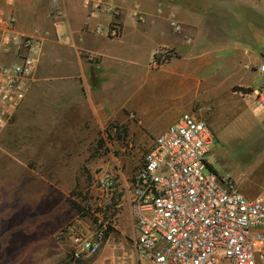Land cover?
Listing matches in <instances>:
<instances>
[{
  "label": "crops",
  "instance_id": "1",
  "mask_svg": "<svg viewBox=\"0 0 264 264\" xmlns=\"http://www.w3.org/2000/svg\"><path fill=\"white\" fill-rule=\"evenodd\" d=\"M262 1L0 0V13L14 19L19 36L41 39L37 68L14 121L16 125L32 124L49 134L42 150L48 156L47 164L43 152L35 151L30 153L36 160L34 170H21L15 198L19 202L9 210L16 219L12 230L19 236L16 242L5 239V250L29 243L36 253L77 219L78 212L68 202L67 193L75 186L81 165L89 159V147L99 130L123 128L138 138L146 132L157 137L185 114L170 96L176 79L192 80L202 91L215 86L214 78L220 72L224 87L233 84L253 91L248 99H241L242 105L235 109L237 114L228 126L229 150L223 154L226 163L217 166L208 156V164L219 176L230 177L245 198L264 199V109L257 97L264 83L260 88L245 83L243 78L250 73L242 69L248 60L252 72L257 71L256 52H264V36L256 44L242 45L239 38H232L230 33L236 28L230 23L235 22L228 19L236 17L235 24L244 23L245 30L261 29ZM96 5L99 8L95 9ZM113 23L120 28L116 37L108 35ZM242 29L237 27V31ZM161 49L173 56L153 71L151 62ZM15 61L14 48L5 52L0 47V62ZM165 67L168 71H162ZM207 71L208 76L199 75ZM231 77L234 80L230 81ZM65 143H69V151L56 146ZM121 188L124 191L116 206L123 207L119 221L128 231L119 233L117 251L125 264H151L137 251L129 183L123 182ZM262 234L264 228L253 229L251 240L254 250L264 255V240L258 237ZM106 243L96 264H103Z\"/></svg>",
  "mask_w": 264,
  "mask_h": 264
},
{
  "label": "built area",
  "instance_id": "2",
  "mask_svg": "<svg viewBox=\"0 0 264 264\" xmlns=\"http://www.w3.org/2000/svg\"><path fill=\"white\" fill-rule=\"evenodd\" d=\"M171 25L180 30L177 23ZM119 33L118 23H113L108 35ZM0 47L5 52L11 48L16 51L14 63L0 62L1 137L25 101L41 39L19 36L14 19L0 13ZM156 53L171 54L165 49ZM258 71L264 73V65ZM257 95L264 109V86ZM213 142L209 125L185 113L152 141L141 167L130 179L128 201L136 247L139 256L151 264H264L263 253L254 250L251 240L253 229L264 228V199L245 198L230 177L219 176L210 168L203 173ZM12 164L18 167L22 162ZM4 171L0 166V205L9 202L8 194L15 187ZM104 186L106 192L115 190L112 181ZM3 218L0 213V220ZM109 221H98L94 229L79 221V225L68 224L56 239L70 243L69 259L91 257L101 249ZM258 237L264 240V234Z\"/></svg>",
  "mask_w": 264,
  "mask_h": 264
},
{
  "label": "rangeland",
  "instance_id": "3",
  "mask_svg": "<svg viewBox=\"0 0 264 264\" xmlns=\"http://www.w3.org/2000/svg\"><path fill=\"white\" fill-rule=\"evenodd\" d=\"M262 3L264 4V1H262ZM218 18L222 19L220 15ZM224 18H226V16H224ZM235 18L231 17V19H228L236 23ZM243 21L244 20H242V22ZM235 23H230V26L236 28L234 32L230 34H232V38L235 36L239 38L238 42L242 45L256 44L259 42V38L264 36V25H262L263 27H261V29H257L255 26L253 29L245 30L246 26L244 23H242V25H236ZM239 26L243 28L242 31H237V27ZM256 54L259 58L256 72H252L254 71L250 68L252 63L248 60L242 63V69L250 73L248 78H243V81L245 83L251 82L254 84L255 88H260L264 83V73H259L258 68L261 64L264 65V52L261 53L262 55H259L257 52ZM152 63L153 61L151 65ZM246 64L249 68L245 70L244 65ZM159 66L155 68L151 67L155 69L153 71H156ZM146 70V65H144L143 71ZM162 71H168V67L163 68ZM199 75L201 77L208 76L209 72H202ZM232 78L235 77H231L230 81L234 80ZM214 79L213 82L215 86L212 88H203L202 91H199V87L196 86L195 82L192 80L184 82L176 79L174 82L177 84L172 87L173 93H171L170 96L172 102L183 108L185 113L192 115L197 114V117H194L204 120L209 125L214 137V142L210 147L206 160L208 163V156H210L214 164L220 166V164L226 163L223 154H226L229 150L226 144L228 126L231 124L232 118L237 114L235 109L240 108L242 105L241 99L243 97L248 99L249 94L234 91L235 87L244 88L239 85L231 84V87H224L223 82L225 81L222 79V74L220 72ZM238 114L240 115L239 112ZM14 118L0 137V152L2 154L0 166L9 173L4 171V174L6 176L10 175L15 183L14 191L8 194L9 202L0 205V213L4 215L3 220H0V264H96L97 257L108 239V243H106L107 247H105L106 250L104 249L105 253H102L101 262H103V264H125L117 250H119L118 246L120 242L119 233L121 231H128V229L123 228L119 221V216L121 215L123 207H117L114 201H117L124 191L123 188H121L122 183H129L132 176L136 174L141 167L144 156L150 148L148 145L156 137L146 132L138 138L134 134H130L128 129L116 128L115 130L114 127H107L99 130L96 138L91 143L89 147V159L83 162L81 168L77 172L75 176L76 184L67 193V200L71 207L74 208V205H77L81 210L80 212L77 211L78 217L71 224L79 225L76 223L79 221L81 225L94 229L99 225L98 221L103 222L110 220L109 235L104 240L97 254L84 259H69V253L72 252L70 243L58 242L56 238L43 244L41 250L36 253H33L34 247L32 245V248H30L29 243L22 248L16 247L15 245L12 251L7 249L6 251L4 247L6 246V243H4L5 239L11 238V241L16 242L17 236H19L16 230H12L16 227L13 224V221H16V219L9 213V210H11L13 205H17L19 202V200L17 201L15 198L19 194L18 185L21 178V170H34L36 160L30 153H35V151L43 152L45 163L47 164L48 162V156L45 154L46 151L44 152L42 150L46 146V139L44 137L49 134L46 133L44 129L34 127L32 124L27 126L25 123H19L16 125ZM258 133L259 131L256 132L257 136ZM56 146L68 148L69 151V143ZM15 160L22 162V165L13 167L12 163ZM57 162L58 167L61 169V162ZM209 171V167H205L203 173L205 174ZM107 181L113 182L115 190L112 193L106 192L104 183ZM5 197L6 195L4 198ZM126 212L124 221L127 225L128 217L126 216ZM12 217L14 219H12ZM39 249L40 248H38V250ZM39 252L40 254L38 255Z\"/></svg>",
  "mask_w": 264,
  "mask_h": 264
},
{
  "label": "trees",
  "instance_id": "4",
  "mask_svg": "<svg viewBox=\"0 0 264 264\" xmlns=\"http://www.w3.org/2000/svg\"><path fill=\"white\" fill-rule=\"evenodd\" d=\"M169 53H171V51H169ZM172 56H173L172 53L171 54H168V55L167 54L161 55V54L155 53L154 58H153V63H159L160 62L161 64H163V63L169 61V59L172 58ZM234 91L245 92L247 94L253 92L251 89H244V88H238V87H235L234 88ZM208 167L210 169H212V167L210 165H208ZM114 202H115V205L118 204L116 201H114ZM74 209L77 210L78 212L81 211L80 210V207L77 206V205H74ZM109 232H110V228L108 227V229H107V231L105 233V239L109 235Z\"/></svg>",
  "mask_w": 264,
  "mask_h": 264
}]
</instances>
